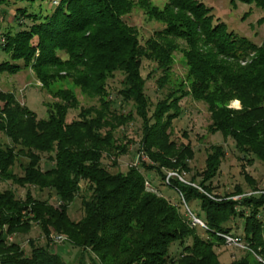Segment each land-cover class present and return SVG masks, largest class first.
<instances>
[{
  "label": "trees",
  "instance_id": "trees-1",
  "mask_svg": "<svg viewBox=\"0 0 264 264\" xmlns=\"http://www.w3.org/2000/svg\"><path fill=\"white\" fill-rule=\"evenodd\" d=\"M16 1L25 5L13 8L18 28L1 31L0 50L7 59L0 61V72L30 68L53 101L46 105V115L37 118L13 94L0 91V133L7 139L0 140V182L26 187L22 198L0 189V264H68L48 250L54 234L79 251L78 264H224L213 250L223 243L215 232L231 233L228 223L235 218L242 220V234L236 235L264 252V192L246 195L237 186L223 196L211 194L210 180L225 154L220 144L208 145L203 168L184 179L192 151L188 143L170 138L179 101L189 97L205 105L207 134L230 138L246 164L253 159L264 163V37L257 44L228 30L201 0H165L161 6L149 0H56L46 10L39 4L33 10L36 0H0V7ZM236 2L264 8V0H230ZM134 6L161 24L142 43L121 19ZM175 52L184 67L182 77L172 73ZM143 59L159 73L155 86L161 95L153 104L144 92ZM115 73L121 80L114 103L106 81ZM64 80L72 87H52ZM73 88L96 103L79 106ZM235 100L238 108L230 106ZM72 108L76 117L66 122ZM135 118L136 151L147 162L110 172L101 159L106 156L115 164L126 151L131 140L115 133ZM42 153L50 162L45 169L39 167ZM18 157L24 159L19 174L12 171ZM139 167L161 180L168 171L185 180L170 176L165 185L176 192L179 205L197 202L202 216H196L207 236L197 234L199 227L189 226L151 183V191L145 188ZM242 173L252 191L258 190ZM30 187L52 191L57 203L34 197ZM77 195L82 214L72 220L67 207ZM33 224L44 243L28 239L25 253L12 238L28 233ZM175 241L180 250L171 257L167 250ZM248 257L227 264H263Z\"/></svg>",
  "mask_w": 264,
  "mask_h": 264
},
{
  "label": "rangeland",
  "instance_id": "rangeland-1",
  "mask_svg": "<svg viewBox=\"0 0 264 264\" xmlns=\"http://www.w3.org/2000/svg\"><path fill=\"white\" fill-rule=\"evenodd\" d=\"M56 0H36L34 2L33 10L38 9L37 4H39L40 9H50L54 5ZM157 6H161L165 0H149ZM206 6L211 8V13L213 17L218 18L223 21L228 30H233L234 32L244 35L259 44L264 37V8L256 7L253 4H245L242 2H236L235 5L230 3V0H201ZM25 5V1H16L14 4H9L7 6L0 7V44L2 43L1 31L4 27L10 26L12 30H16L18 27L15 26L14 20L12 18L13 8L15 6ZM124 23L132 26L137 34L139 43H142L152 32L161 27V24L149 20L144 13L134 6L130 12L121 17ZM26 24L29 22L24 20ZM2 59H7V55L0 50V61ZM243 63V62H242ZM153 63L147 60L141 61L140 73L144 78V92L148 96L149 101L153 104L161 95V91L156 89L155 78L159 75L158 71L152 72ZM184 72V67L180 60V54L178 52L174 53V64L172 65V73L175 77H182ZM121 75L115 73L114 76L106 81V89L109 94V98L113 102H117L119 97L116 94L120 86ZM72 87L66 80L62 83H53L52 87ZM0 91L3 93L13 94L16 101L24 104L28 109L32 110L37 118L44 117L46 115V105L53 101L51 97L41 88L40 81L35 78L30 68H21L14 74H8L6 72H0ZM76 95L79 106H88L96 103L95 98L85 97L78 92L77 88H73ZM180 113L176 119L171 123V134L170 138L176 143H188L191 151L192 157L188 161L189 171L182 175L184 179H188L194 172H199L203 168V160L206 153V149L210 144H220L224 147V157L221 159L218 171L216 175L210 180V190L211 194H216L223 196L228 192H233L237 186H239L244 193L251 194L257 192H264L261 190L264 183V163L253 159L250 164H246L243 159H241V153L234 146V142L230 139L221 138L219 133L207 134L205 132V126L208 123V112L205 109V105L202 102L194 101L189 97H184L179 101ZM231 107L238 108L239 102L237 100L232 101ZM126 107L122 109L124 111ZM77 109H68L65 121L68 122L76 117ZM116 136H124L131 140V143L127 145L126 151L119 155L115 159V164L111 163V159L103 156L101 163L110 172L113 171H125L129 165L139 166L140 162H147L146 157L143 159H135L137 153V141L139 139V121L135 118L134 121L128 123L126 126L120 127L116 130ZM1 142H7V139L0 133ZM24 162L22 157L14 162L12 171L19 174L20 168L19 163ZM50 162L47 161L45 154H40L39 167L42 169L47 168ZM139 170L146 178L149 184H152V188L156 193H159L162 197L167 199L171 204L175 205L177 211H179L186 219V215L182 206L178 203V196L176 192L165 185L169 176L164 177L161 180L159 175L154 171L145 172L139 167ZM248 174V176L255 181V186L258 190L252 191V186L244 178L242 172ZM171 172V171H168ZM173 172V171H172ZM165 178H167L165 180ZM198 179V178H197ZM195 186V184H193ZM82 187V183H80ZM11 189L18 198H22L26 187H19L11 184L9 181L0 182V189ZM200 190V188L198 187ZM31 193L36 198H46L48 197V202L50 204L57 203L52 191L43 189L36 190L30 187ZM149 190V189H147ZM151 191V190H149ZM210 196V195H209ZM241 195L233 196V199L240 198ZM213 198V197H212ZM217 199V198H216ZM186 207L196 216L199 214L202 216L198 209V204L196 201H192ZM263 210H260V218L264 223ZM82 214V210L79 204V196H75L73 201L67 207V215L72 220H77ZM199 216V217H200ZM197 217V216H196ZM189 225V224H188ZM190 226V225H189ZM231 227V234H242V220L240 218L231 219L228 223ZM195 232L201 236H207L200 227L195 228ZM216 236L223 240V243L214 246L213 250L217 254V258L220 263L227 264L233 259H238L242 256L248 254L250 261L256 258L258 261L264 264V252L260 251V248L254 250L247 242L245 243V248H239L237 246L228 245L225 243L223 238V232H215ZM9 237V236H8ZM11 237V236H10ZM264 238V236H263ZM13 240H16L25 253L29 252V246L27 240L31 239L36 244L42 245L44 243V238L40 235L39 229L33 224L30 231L26 234L13 236ZM188 241V240H187ZM48 250L58 253L62 259L68 264H78L79 251L71 247L66 241L61 242H51L48 244ZM180 250L178 242L170 243L167 254L171 257L175 256ZM84 262L87 263V255H83Z\"/></svg>",
  "mask_w": 264,
  "mask_h": 264
},
{
  "label": "built area",
  "instance_id": "built-area-1",
  "mask_svg": "<svg viewBox=\"0 0 264 264\" xmlns=\"http://www.w3.org/2000/svg\"><path fill=\"white\" fill-rule=\"evenodd\" d=\"M144 157H145V155L141 151H138L136 153V155H135V159H138V158L139 159H143ZM169 175L170 176H176L180 181L185 182V180H183L180 176L176 175V173H174V172H167L166 177L169 176ZM166 179L167 178H165V180ZM144 186H145L146 189L151 190V188H150V186H149V184H148L147 181H144ZM180 198H181V196H180ZM182 204H183V209H184V212H185V215H186V219H187L188 224L190 226H198V227H200L202 229H206L205 224L198 217H196L188 209V207H186V205L183 203V201H182ZM221 236H223L226 244L232 245V246H237L239 248H245L244 241L238 235L228 233V234H223ZM7 239L10 240L11 237L9 236ZM51 240L54 241V242H58V241L61 242V241L64 240V236L54 234V235H51Z\"/></svg>",
  "mask_w": 264,
  "mask_h": 264
}]
</instances>
